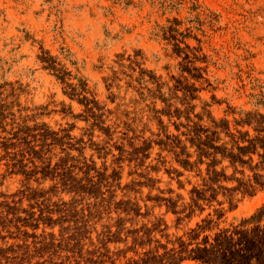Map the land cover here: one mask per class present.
I'll use <instances>...</instances> for the list:
<instances>
[{
    "label": "rangeland",
    "instance_id": "rangeland-1",
    "mask_svg": "<svg viewBox=\"0 0 264 264\" xmlns=\"http://www.w3.org/2000/svg\"><path fill=\"white\" fill-rule=\"evenodd\" d=\"M0 264H264V0H0Z\"/></svg>",
    "mask_w": 264,
    "mask_h": 264
},
{
    "label": "trees",
    "instance_id": "trees-1",
    "mask_svg": "<svg viewBox=\"0 0 264 264\" xmlns=\"http://www.w3.org/2000/svg\"><path fill=\"white\" fill-rule=\"evenodd\" d=\"M256 217V216H255ZM243 233V232H242ZM256 239H257V236L258 235H256L254 232H253V234H252Z\"/></svg>",
    "mask_w": 264,
    "mask_h": 264
}]
</instances>
